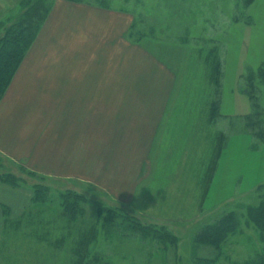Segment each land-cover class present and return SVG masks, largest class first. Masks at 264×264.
<instances>
[{
    "label": "rangeland",
    "instance_id": "374dc122",
    "mask_svg": "<svg viewBox=\"0 0 264 264\" xmlns=\"http://www.w3.org/2000/svg\"><path fill=\"white\" fill-rule=\"evenodd\" d=\"M1 2L0 22L9 25L7 16L18 4L8 10ZM76 3L52 14L39 53L29 55L9 84L20 102L17 136L47 155L48 165L40 167L46 173L30 168L29 157V164L9 163L0 151L1 166L18 172L21 163L54 187L88 197L72 232L96 225L92 249L99 261L90 264H208L195 257L241 263L264 246L251 225L228 235L219 249L194 237L226 212H245L259 200L264 143L235 129L251 110L241 75L264 63V0ZM215 49L219 84L213 81ZM218 85L220 115L210 121ZM216 132L224 137L214 155ZM31 191L27 182L20 188L0 184V203L10 206L11 219L34 209ZM59 198L53 189L45 199L55 210L44 214L53 236L67 232ZM95 200L105 208L100 216ZM115 207L141 222L165 225L178 236L175 253L170 243L131 234L123 216L106 217V209ZM3 209L0 264L71 263L69 244L53 253L29 236L28 223H6Z\"/></svg>",
    "mask_w": 264,
    "mask_h": 264
},
{
    "label": "trees",
    "instance_id": "16d2710c",
    "mask_svg": "<svg viewBox=\"0 0 264 264\" xmlns=\"http://www.w3.org/2000/svg\"><path fill=\"white\" fill-rule=\"evenodd\" d=\"M69 2H81L86 0H66ZM92 1V0H87ZM99 6L105 7L106 0H93ZM140 1V0H138ZM56 0H21L18 3L16 11L9 13L10 24L5 25L4 22H0V30L3 28V33L0 35V98L5 92L6 88L11 82V79L16 72L17 68L21 64L27 50L35 40L39 33L43 23L49 16L51 9L53 8ZM14 9V8H13ZM212 68L214 71L213 81L215 84H219L218 70L220 67L218 60V53L216 49L213 53ZM243 80L242 89L247 94L251 110L247 114L240 116V121L237 123L235 131L244 132L253 136L257 142L264 143V97L260 96V92L264 87V63H262L256 71L246 72L241 75ZM214 98L209 103L208 119L213 121L219 117L218 111V96L219 85L213 92ZM224 132H216L215 134V147L213 149L214 155L223 147ZM213 155V154H212ZM9 163H15L14 160L3 156ZM17 163V162H16ZM3 164V162H2ZM18 164V163H17ZM18 172H14L11 166L0 167L4 171H0V184H4L6 187L20 188L23 182H27L31 188V199L34 209L26 208L22 211V215H19L17 219H11L10 206L5 203H0L3 210H5V222L10 224L11 222L18 221L19 223L29 224L28 234L36 242L44 244L46 247L54 251H58L65 246V243L69 244L68 252L71 257L70 264H90L91 262H98L99 256L92 249L97 241V229L96 225L89 226L85 232H74L76 227L77 212H83L82 204L89 201L86 195H83L80 191L72 189H63V187H54L53 184L48 183L45 176H40L35 171L27 169L23 164H18ZM4 166V165H3ZM21 169H23V172ZM23 173L26 174L23 176ZM30 177V182L26 177ZM38 177V178H36ZM41 178V179H40ZM56 189L59 195V204L61 208L60 215L64 217L65 228L67 232L52 233L51 220L44 216L45 212H54L53 208L47 209L45 205V199L48 198V193ZM256 193H259V200L254 205H248L247 211L239 213L236 210H231L223 214L213 225H205L195 235V243H203L212 245L216 248H222L226 237L228 235L235 234L242 228V225L252 226L258 233V237L264 242V183L257 185L255 189ZM47 197V198H46ZM95 200L97 207L96 214L101 215V212L105 208ZM120 213V214H119ZM56 214V213H55ZM106 217L112 219L115 216V220L121 218L128 228L131 234L140 236L144 240L151 238L156 244L166 246L167 243L172 244V250L175 253L176 242L178 236L172 231L165 230V225L156 227L146 222H141L137 217L131 216V214L122 215V209L115 207V209L107 208ZM11 219V220H10ZM70 225H67L69 224ZM73 226V227H72ZM40 228V229H39ZM71 232V235L67 233ZM218 256V254L216 255ZM198 263H208L213 259L195 257ZM238 264H264V246L259 250L256 249L247 259Z\"/></svg>",
    "mask_w": 264,
    "mask_h": 264
},
{
    "label": "crops",
    "instance_id": "0c3cea01",
    "mask_svg": "<svg viewBox=\"0 0 264 264\" xmlns=\"http://www.w3.org/2000/svg\"><path fill=\"white\" fill-rule=\"evenodd\" d=\"M0 1H2L1 3H4L6 5L5 8L10 10L11 8L15 7L16 6L15 4H18L21 0H0ZM64 3L70 5V7L79 6V3L69 2L66 0H56L54 4L55 7L53 6V8L51 9L49 16L43 23L41 29L39 30L38 35L36 36L35 40L31 44L30 48L27 50V53L24 56L21 64L17 68L16 72L19 71L20 67L23 65L26 59H28L30 54L32 55L33 53H36V52L39 53L40 39L43 34V30L46 28L48 20L52 16V14L59 7H62ZM11 87H12L11 85H8L2 97L0 98V151L4 153L5 156L10 157L11 159L15 161L24 162L26 164L28 163L27 158L29 157L34 162L33 165H28L30 166V168H32L33 170L39 173H46V171L40 167L41 166L45 167V165H48L44 161L47 155L42 154L39 146H37V148L35 149H32V147L30 146L28 147L27 145L23 144L25 142L20 141V139L17 136L19 130L16 128V125H17L16 123H18L19 121L16 122V120H18L17 110L19 111L20 109V107L18 106L20 102L19 100H15L14 96H12L11 93H9V91L11 90ZM38 140L40 141V138H38ZM30 149L33 151L31 152ZM67 171L70 172V169Z\"/></svg>",
    "mask_w": 264,
    "mask_h": 264
}]
</instances>
